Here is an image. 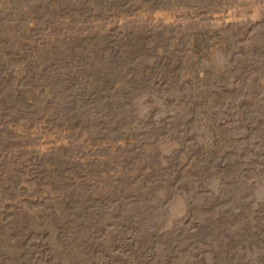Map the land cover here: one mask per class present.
<instances>
[{
	"label": "rangeland",
	"instance_id": "1",
	"mask_svg": "<svg viewBox=\"0 0 264 264\" xmlns=\"http://www.w3.org/2000/svg\"><path fill=\"white\" fill-rule=\"evenodd\" d=\"M0 264H264V0H0Z\"/></svg>",
	"mask_w": 264,
	"mask_h": 264
}]
</instances>
